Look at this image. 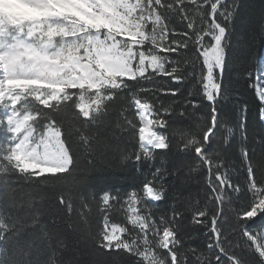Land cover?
Returning <instances> with one entry per match:
<instances>
[{
	"label": "snow or ice",
	"instance_id": "snow-or-ice-1",
	"mask_svg": "<svg viewBox=\"0 0 264 264\" xmlns=\"http://www.w3.org/2000/svg\"><path fill=\"white\" fill-rule=\"evenodd\" d=\"M248 8L0 0V241L36 264H67L74 233L93 246L76 264H264V25L254 74L237 67L255 45L236 40ZM234 73L255 101L229 116ZM101 128L123 144L135 184H79L82 161L95 171L107 159ZM192 179L203 183L195 203L183 194ZM200 236L207 251L191 243Z\"/></svg>",
	"mask_w": 264,
	"mask_h": 264
},
{
	"label": "trees",
	"instance_id": "trees-1",
	"mask_svg": "<svg viewBox=\"0 0 264 264\" xmlns=\"http://www.w3.org/2000/svg\"><path fill=\"white\" fill-rule=\"evenodd\" d=\"M249 8L246 11L245 16L237 23L236 26V40L240 41L245 38L255 37V45L245 55H242V60L237 67L241 65L245 71H252L255 74V70L261 61V47L262 42L260 39V28L264 25V0H248ZM174 86V85H170ZM255 101V95L251 88L248 87V82L245 77L239 74H232L229 81V92L227 97L222 101L223 110L229 116L233 115V110L238 108L243 102H247L251 109L253 102ZM100 136L107 138V142L110 147L105 149L107 152V159L100 161L101 167H98L95 171L87 167V165L81 162V171L77 173L78 182L81 186H91L93 192H98L100 189L115 190L117 188H124L136 183L131 168L121 165L119 160V152L123 149L121 144L114 137H111L110 131L105 128H101ZM194 177L198 174L193 173ZM65 191H74L71 186H64ZM203 188L202 181L192 179L190 183L184 185V196L190 199L193 203L200 199L203 195L201 189ZM0 191H3L0 189ZM49 202H54L55 190H46ZM21 189L17 185L11 186L7 190L6 199H18ZM39 243V241L37 242ZM198 248L207 251L204 247L206 238L200 236L198 239L191 241ZM65 244L67 247L62 250V258L67 264H76L77 261L87 262L91 258L93 250L91 239L82 233H74L71 236L65 238ZM5 248L8 250L5 253ZM7 255L9 259L13 261H19L20 264H24L26 259H31L33 264H36V260L39 257L33 255L26 257L21 252L13 241H9L5 244L0 241V258H4Z\"/></svg>",
	"mask_w": 264,
	"mask_h": 264
}]
</instances>
